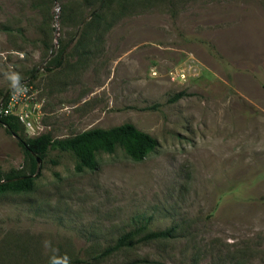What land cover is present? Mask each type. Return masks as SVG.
I'll return each instance as SVG.
<instances>
[{
  "label": "rangeland",
  "instance_id": "rangeland-1",
  "mask_svg": "<svg viewBox=\"0 0 264 264\" xmlns=\"http://www.w3.org/2000/svg\"><path fill=\"white\" fill-rule=\"evenodd\" d=\"M10 72L26 137L131 123L158 146L83 171L50 149L32 190L0 192V264L90 259L144 226L174 237L97 264H264V0H0V108ZM29 169L0 125V174Z\"/></svg>",
  "mask_w": 264,
  "mask_h": 264
},
{
  "label": "trees",
  "instance_id": "trees-1",
  "mask_svg": "<svg viewBox=\"0 0 264 264\" xmlns=\"http://www.w3.org/2000/svg\"><path fill=\"white\" fill-rule=\"evenodd\" d=\"M182 93L175 94L170 101H175ZM7 95H4L6 101ZM151 107V106H150ZM147 107V108H150ZM0 125L6 132L15 136L19 145L23 149L25 157L30 161L29 172L11 170L0 174V192L30 191L34 186V173L37 172L38 159L46 157L48 151L57 148L62 151H70L76 158L75 169L83 171L85 168L94 169L97 166L96 154L100 151L112 153L116 145H123L128 155L133 160H142L146 154L153 151L158 146V141L151 135L138 130L131 123L116 125L109 128H94L88 131L54 139L50 133H43L38 136L26 137L23 134L24 128L20 121L13 115H1ZM173 228L158 230H146L139 227L129 230L120 235L113 245L105 247L94 257L86 260H71V264L86 263L97 264V260L124 248H131L139 242H155L174 237ZM142 233V234H141ZM140 235L139 238H136ZM138 260L129 261L123 264H136ZM140 262H147L141 260Z\"/></svg>",
  "mask_w": 264,
  "mask_h": 264
},
{
  "label": "clouds",
  "instance_id": "clouds-1",
  "mask_svg": "<svg viewBox=\"0 0 264 264\" xmlns=\"http://www.w3.org/2000/svg\"><path fill=\"white\" fill-rule=\"evenodd\" d=\"M6 77L9 81L10 88L17 94L24 91V86L21 83L22 77L17 72H10L6 73ZM44 247L46 249L52 248L51 241L45 240L43 242ZM54 252H58V249H53ZM49 264H71L70 258L64 254V255H52L49 258Z\"/></svg>",
  "mask_w": 264,
  "mask_h": 264
},
{
  "label": "built area",
  "instance_id": "built-area-1",
  "mask_svg": "<svg viewBox=\"0 0 264 264\" xmlns=\"http://www.w3.org/2000/svg\"><path fill=\"white\" fill-rule=\"evenodd\" d=\"M21 102V101H20ZM18 103L17 100V93H13L9 96L8 99L4 102V104L0 108V114L1 115H13L15 116L19 121L23 122L24 124L27 123V113L25 111L24 107L16 108L20 105H16Z\"/></svg>",
  "mask_w": 264,
  "mask_h": 264
},
{
  "label": "water",
  "instance_id": "water-1",
  "mask_svg": "<svg viewBox=\"0 0 264 264\" xmlns=\"http://www.w3.org/2000/svg\"><path fill=\"white\" fill-rule=\"evenodd\" d=\"M38 161H39V159H38Z\"/></svg>",
  "mask_w": 264,
  "mask_h": 264
}]
</instances>
